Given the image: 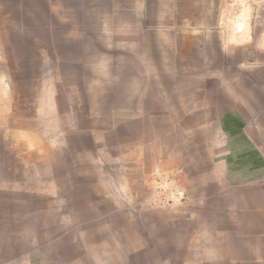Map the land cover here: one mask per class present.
<instances>
[{
    "label": "rangeland",
    "instance_id": "rangeland-1",
    "mask_svg": "<svg viewBox=\"0 0 264 264\" xmlns=\"http://www.w3.org/2000/svg\"><path fill=\"white\" fill-rule=\"evenodd\" d=\"M263 109L260 0H0V264H264Z\"/></svg>",
    "mask_w": 264,
    "mask_h": 264
},
{
    "label": "crops",
    "instance_id": "crops-1",
    "mask_svg": "<svg viewBox=\"0 0 264 264\" xmlns=\"http://www.w3.org/2000/svg\"><path fill=\"white\" fill-rule=\"evenodd\" d=\"M239 23H238V28H239ZM244 26H245V23L243 22V28H244ZM242 29H239V30H242ZM263 111H264V109H263ZM258 144L260 146L261 152L264 153V123L262 121H260V125L258 128ZM260 188H262V191L264 190V182L260 185ZM261 206L264 208L263 205H261Z\"/></svg>",
    "mask_w": 264,
    "mask_h": 264
},
{
    "label": "built area",
    "instance_id": "built-area-1",
    "mask_svg": "<svg viewBox=\"0 0 264 264\" xmlns=\"http://www.w3.org/2000/svg\"><path fill=\"white\" fill-rule=\"evenodd\" d=\"M260 5L261 7H263V11H264V0H260Z\"/></svg>",
    "mask_w": 264,
    "mask_h": 264
},
{
    "label": "bare ground",
    "instance_id": "bare-ground-1",
    "mask_svg": "<svg viewBox=\"0 0 264 264\" xmlns=\"http://www.w3.org/2000/svg\"><path fill=\"white\" fill-rule=\"evenodd\" d=\"M240 28H243V26L241 25Z\"/></svg>",
    "mask_w": 264,
    "mask_h": 264
}]
</instances>
